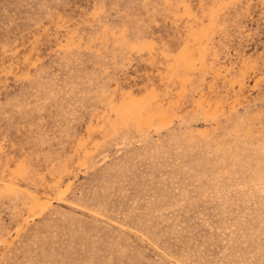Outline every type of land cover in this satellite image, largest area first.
<instances>
[{"label": "rangeland", "instance_id": "1", "mask_svg": "<svg viewBox=\"0 0 264 264\" xmlns=\"http://www.w3.org/2000/svg\"><path fill=\"white\" fill-rule=\"evenodd\" d=\"M0 264H264V0H0Z\"/></svg>", "mask_w": 264, "mask_h": 264}]
</instances>
